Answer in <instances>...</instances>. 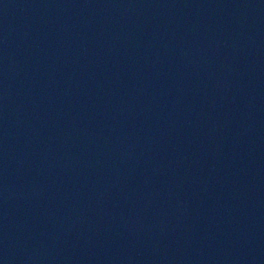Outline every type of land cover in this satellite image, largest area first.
<instances>
[{
	"label": "water",
	"instance_id": "water-1",
	"mask_svg": "<svg viewBox=\"0 0 264 264\" xmlns=\"http://www.w3.org/2000/svg\"><path fill=\"white\" fill-rule=\"evenodd\" d=\"M0 264H264V0H0Z\"/></svg>",
	"mask_w": 264,
	"mask_h": 264
}]
</instances>
